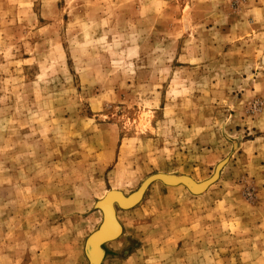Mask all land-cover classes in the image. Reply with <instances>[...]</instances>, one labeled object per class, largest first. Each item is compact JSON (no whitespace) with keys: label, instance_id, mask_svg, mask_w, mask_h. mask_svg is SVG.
Here are the masks:
<instances>
[{"label":"rangeland","instance_id":"rangeland-1","mask_svg":"<svg viewBox=\"0 0 264 264\" xmlns=\"http://www.w3.org/2000/svg\"><path fill=\"white\" fill-rule=\"evenodd\" d=\"M219 163L100 264H264V0H0V264H90L106 192Z\"/></svg>","mask_w":264,"mask_h":264},{"label":"water","instance_id":"water-1","mask_svg":"<svg viewBox=\"0 0 264 264\" xmlns=\"http://www.w3.org/2000/svg\"><path fill=\"white\" fill-rule=\"evenodd\" d=\"M221 166H222V164L219 163L217 165L216 171L212 175V177H210L209 179L203 181V182H207V184L205 183V186L204 187H202L200 185V188H198V189H194L192 187L193 180H192V178H190L188 176H185V175H174V174H165V173H157V174H154V175L150 176L149 178H147L135 192H133V193L130 194L131 196L129 195L130 196L129 198H125L123 195H121L119 192H117V193L120 194V196L119 197H116L117 200L116 199H114V200H116L115 202L119 205L118 207H120V208H131V207H133L134 205H136L140 201V199H141L143 193L145 192V190L147 189V187L152 182H154V181H160V182H162L164 184H169V185H178V184H181V185H184L185 187H187V189L189 191H191L192 193H195V194L201 193V192L205 191L208 188V186H210L212 183H214L217 180L218 174L216 172L218 171V169L221 168ZM203 182H201V183H203ZM113 192L114 191H110L104 197L103 200H106V199H109V198L111 199V195H109V194H111ZM99 201L97 202V206L101 210H103L104 207L102 206V201L101 202H99ZM121 201H124V202L126 201V202L123 203ZM108 202L111 204V200L108 201ZM102 222L103 223H102V225H100L99 230L98 231H95L94 233L92 232L89 235V237L87 238L86 243H85V251H86V255H87L88 259H89L90 264H100V262H101V259H100L101 253H100L99 246H101V244H103V243H105L107 241L112 240L117 235V234H114L113 235V234H111L109 232H105V228H106L105 219L102 220ZM95 234H97V235L100 234V238L97 239L95 242H91L89 244L90 237L91 236L93 237ZM96 244H98V248H97L98 249V251H97L98 256H97V258L94 259V262H93L94 256H93V258H91L92 252H91L90 249L94 245H96Z\"/></svg>","mask_w":264,"mask_h":264},{"label":"bare ground","instance_id":"bare-ground-1","mask_svg":"<svg viewBox=\"0 0 264 264\" xmlns=\"http://www.w3.org/2000/svg\"><path fill=\"white\" fill-rule=\"evenodd\" d=\"M222 164V163H221ZM218 172V171H217ZM216 172V173H217ZM193 180V179H192ZM201 182H203V181H201ZM201 182H196L195 180H193V182H192V187L194 188V189H198V188H200V185L202 186V187H204L205 186V183L207 184V182H203V183H201ZM166 185H169V184H166ZM178 185H180L181 186V184H178ZM177 186V185H176ZM110 191H114L113 193H111V194H109V195H111V199L109 198V199H106V200H103L104 199V197L110 192ZM110 191H108V192H106V194H104L103 196H102V198L100 199V201L99 202H101L102 200V206L104 207V211L103 210H101V211H103L102 213H103V219L102 220H104L105 219V222H106V228H105V232H109V233H111V234H117L116 235V237L121 233V231H122V228H121V225H120V223H119V221H118V219H117V217H116V206H119L115 201L117 200L116 199V197H119L120 196V194L121 195H123L125 198H129L130 196L129 195H125L122 191H119V190H110ZM117 192H119V193H117ZM114 199H116V200H114ZM111 200V204L108 202V201H110ZM121 202H123V203H125L124 201H121ZM101 206V207H102ZM122 209H128V208H122ZM102 223L103 222H101V224L100 225H102ZM100 227V226H99ZM99 227H98V229H96L95 231H98L99 230ZM94 231V232H95ZM93 232V233H94ZM89 237V236H88ZM115 237V238H116ZM100 238V234H95L93 237L91 236L90 237V241H89V244L91 243V242H95L97 239H99ZM115 238H113V239H115ZM112 239V240H113ZM106 243V242H105ZM90 246V245H89ZM98 244H96V245H94L90 250H91V252H92V254H91V258H93V256H94V258H93V262H94V259L95 258H97V256H98V254H97V251H98ZM99 249H100V253H101V256H100V259L102 260V256H103V253H102V249H101V247L99 246Z\"/></svg>","mask_w":264,"mask_h":264}]
</instances>
